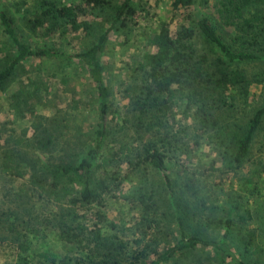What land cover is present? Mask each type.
Returning a JSON list of instances; mask_svg holds the SVG:
<instances>
[{
    "label": "trees",
    "instance_id": "trees-1",
    "mask_svg": "<svg viewBox=\"0 0 264 264\" xmlns=\"http://www.w3.org/2000/svg\"><path fill=\"white\" fill-rule=\"evenodd\" d=\"M210 1L168 0L169 14L155 15L135 0H31L25 25L42 38L80 31L89 15L110 8L95 39L74 52L35 45L0 9V89L24 62H65L88 85L91 114L82 129L35 115L30 95H11V113H27L30 124L22 139L0 127V251H9L0 264H174L197 252L215 264H250L230 245L234 216L207 218L217 206L200 197L208 183L184 165L185 152L208 141L226 172L248 156L264 104L239 119L234 96L253 82L245 65L264 59V0H228L225 19L234 27L226 36L193 7ZM130 27L140 37L122 67L119 111L109 102L105 51ZM188 197L211 213L205 218L217 237L190 230L181 204ZM165 220L174 223L168 240ZM47 235L53 246L36 245ZM251 242L249 234L245 251L261 249Z\"/></svg>",
    "mask_w": 264,
    "mask_h": 264
},
{
    "label": "rangeland",
    "instance_id": "rangeland-1",
    "mask_svg": "<svg viewBox=\"0 0 264 264\" xmlns=\"http://www.w3.org/2000/svg\"><path fill=\"white\" fill-rule=\"evenodd\" d=\"M119 1L109 0V5L117 4ZM230 2L235 3L234 0H230ZM230 2L228 0H212L207 4L197 2L193 7L205 15L222 36H226L234 27V25L227 24L228 20L225 19V11L233 12L231 9L234 5ZM30 3L31 0H0V9H5L11 14L20 32L35 45L54 43L58 49L66 52H74L95 39L94 34L96 31L98 32V25L105 24L103 22L105 12L110 9L107 7L103 11L93 12L87 17V26L80 27V31L74 33L66 31L61 36L55 33L42 38L29 32L25 25L27 5ZM135 3L145 10L148 9L149 14H169L167 11L169 9L168 0H135ZM130 28L115 32L109 38L105 51L109 102L113 108L119 111L125 107L124 96L119 85L122 67L126 60H130L131 52L140 37L135 33L136 30ZM258 61L260 62L249 63L244 67L246 74L253 80L247 93L234 96L236 101L240 99L237 108L239 119H246L250 112L264 104V59ZM81 75L74 66L65 62H48L39 59L24 62L4 83L3 89H0V127L5 128L4 130L10 135H16L17 138L25 137L28 124H30L28 114L16 117L10 111L13 103L11 95L17 94L18 96H31L35 115H53L60 120H68L71 126L79 125L82 129L86 128L89 117H91L88 110L90 90L83 78L80 77ZM263 137L264 122L256 133L243 164L228 172L222 167H218L219 163L213 157L215 153L211 151L212 145L209 141L198 144L195 148L191 147L185 152V168L194 175L201 176L208 183L210 192L207 195L201 192L200 197H211L210 199L213 198L217 205L212 212L213 215L207 218L223 219L227 217L228 213L234 216L235 226L231 234L230 245L240 259L250 264H264V252H262L264 250V175L259 173L260 162L264 156ZM201 169L205 170L202 175L199 174ZM203 199L206 205L210 204V200ZM198 201V197H188L181 201L183 208L187 209L188 207L186 222L190 224V230L217 237L218 229L213 228L210 224L207 225V218H205L206 214L211 213L202 206H198ZM229 207H237V209L229 211ZM169 211L172 213L171 208ZM164 222L166 225L163 236L168 240L170 233L174 231V223L166 220ZM249 234H251L252 246L255 244L261 248L260 250L245 251L243 249V242L248 239ZM34 242L38 246L50 247L55 244V237L52 235L37 237ZM5 252L9 251L1 250L0 255H4ZM204 256L201 252L192 254V256L189 254L178 258L174 264H189L198 259L202 264H215L212 261L204 260Z\"/></svg>",
    "mask_w": 264,
    "mask_h": 264
}]
</instances>
